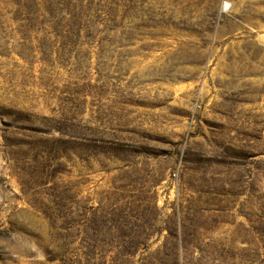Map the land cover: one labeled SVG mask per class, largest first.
I'll return each mask as SVG.
<instances>
[{
	"label": "rangeland",
	"instance_id": "obj_1",
	"mask_svg": "<svg viewBox=\"0 0 264 264\" xmlns=\"http://www.w3.org/2000/svg\"><path fill=\"white\" fill-rule=\"evenodd\" d=\"M0 264H264V0H0Z\"/></svg>",
	"mask_w": 264,
	"mask_h": 264
}]
</instances>
